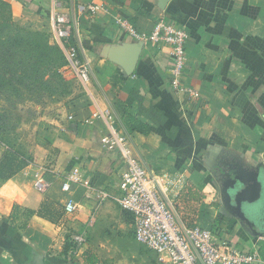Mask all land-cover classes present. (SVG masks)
Wrapping results in <instances>:
<instances>
[{
    "label": "crops",
    "instance_id": "0c3cea01",
    "mask_svg": "<svg viewBox=\"0 0 264 264\" xmlns=\"http://www.w3.org/2000/svg\"><path fill=\"white\" fill-rule=\"evenodd\" d=\"M4 1L16 23L54 41L49 0ZM64 8L91 79L66 111L44 116V143L29 165L0 179V187L13 181L19 189L0 196V264L142 263L137 251L126 255V244L108 236L109 228L124 233L128 218L135 232L131 213L113 200L99 203L81 182L62 189L64 175L75 168L91 186L118 192L124 161L118 148L101 142L112 133L127 137L134 155L162 177L161 189L183 225L217 229L239 248L260 246L264 255V224L250 225L228 210L220 179L228 168L264 178V0H66ZM120 15L140 30L165 19L188 31L183 82L194 94L174 89L171 48L137 43L116 23ZM99 109L112 119L94 117ZM4 151L0 143V160ZM41 166L57 178L45 193L34 187ZM72 198L78 208L67 215ZM46 200L63 208L58 222L24 215ZM74 226H86L78 232L88 238L81 253L67 242ZM145 247L155 264H169L166 254Z\"/></svg>",
    "mask_w": 264,
    "mask_h": 264
},
{
    "label": "built area",
    "instance_id": "2783aa9c",
    "mask_svg": "<svg viewBox=\"0 0 264 264\" xmlns=\"http://www.w3.org/2000/svg\"><path fill=\"white\" fill-rule=\"evenodd\" d=\"M66 0H49L52 9L54 40L63 48L68 60L65 69L69 67L76 76L87 85L91 79L88 61L80 58L76 43V25L68 11L65 10ZM89 9L96 11L98 5L91 4ZM116 23L142 45L165 44L171 48L173 58L172 85L177 92L194 91L183 82V72L186 63L188 31L176 24L161 19L151 30L138 29L130 19L118 16ZM94 117L112 119L109 110L99 109ZM104 146L120 150L124 161L117 193H111L104 188L91 186L78 169H72L64 175L62 189L71 191L74 184L83 183L94 190L99 203L107 200L115 201L123 210L131 213L135 219L136 240L157 252L166 254L169 264H264V255L260 246L253 250L239 248L233 241L220 237L217 229L183 225L170 207L166 195L161 189L160 175L152 173L144 162L130 149L128 139L115 133L101 138ZM48 167L41 166L34 173V187L40 193H45L57 179L47 177ZM78 203L73 198L65 205L67 215L76 212ZM72 253L77 252L85 241L84 234L72 235Z\"/></svg>",
    "mask_w": 264,
    "mask_h": 264
},
{
    "label": "trees",
    "instance_id": "16d2710c",
    "mask_svg": "<svg viewBox=\"0 0 264 264\" xmlns=\"http://www.w3.org/2000/svg\"><path fill=\"white\" fill-rule=\"evenodd\" d=\"M76 43L75 37L70 38ZM81 58V55H80ZM68 64L63 48L52 35L46 32L23 27L13 20L10 5L0 0V94L11 101L19 96L39 92L43 97L68 96V80L65 66ZM13 128L10 119L0 114V132ZM3 140V139H2ZM0 143L5 147L0 160V179L11 178L32 161L33 156L10 142ZM15 206L12 219L17 217ZM24 215L30 218L39 215L49 221L58 222L64 215L63 208L46 200L38 210L25 209ZM69 248L73 247L70 240Z\"/></svg>",
    "mask_w": 264,
    "mask_h": 264
},
{
    "label": "rangeland",
    "instance_id": "374dc122",
    "mask_svg": "<svg viewBox=\"0 0 264 264\" xmlns=\"http://www.w3.org/2000/svg\"><path fill=\"white\" fill-rule=\"evenodd\" d=\"M67 70L70 72L68 73ZM65 78L68 80V86L70 85L68 87L70 91L67 94L68 96H56L53 98L50 96L43 97L39 92L34 95L24 93L19 96L13 95L11 101H7L8 98L0 94V114L6 116L8 120L10 119V125L12 124L13 126L10 131L0 132V139L7 142L11 141L13 145L26 151L31 156L35 155L38 144L43 145L44 143V129L49 125L48 120H45L44 116L50 118L66 111L69 107V102L78 96L82 90L81 88H83L82 81L76 76L72 68L65 69ZM3 140L2 142L6 143ZM46 147L49 150V144H46ZM22 219L24 221L25 218ZM126 222L128 226L123 230L124 233L120 235L115 232L116 229L109 228L108 236L110 237V242H122L126 244V255L137 251L143 258L141 264H155V258H153L154 256L151 251L136 241L134 222L129 218ZM86 226H83V228L74 226L69 230L68 235L78 234V232L86 229ZM258 226L263 227L262 223H259ZM68 241L70 243L69 239ZM87 242L88 238H85L77 253H81L84 247H86ZM113 250H116V248ZM116 251L118 254L120 253L118 250ZM130 261L133 260L130 259Z\"/></svg>",
    "mask_w": 264,
    "mask_h": 264
},
{
    "label": "water",
    "instance_id": "95a60500",
    "mask_svg": "<svg viewBox=\"0 0 264 264\" xmlns=\"http://www.w3.org/2000/svg\"><path fill=\"white\" fill-rule=\"evenodd\" d=\"M228 175L230 176L231 185H225L223 188L225 204L230 205V190L234 188L233 199L242 215L245 214L243 210L245 204L250 205L249 211L252 215H255L258 210L256 203L262 202L264 204V178L259 172L249 173L244 168L237 169L233 177L230 174ZM261 223L263 225L264 220ZM41 264H44L43 261H41Z\"/></svg>",
    "mask_w": 264,
    "mask_h": 264
},
{
    "label": "flooded vegetation",
    "instance_id": "af4514ba",
    "mask_svg": "<svg viewBox=\"0 0 264 264\" xmlns=\"http://www.w3.org/2000/svg\"><path fill=\"white\" fill-rule=\"evenodd\" d=\"M236 171V169H232L230 170L229 168L226 169V172L223 174H220V179L223 183V188L225 185L229 186L231 185L230 183V176L228 174H230L232 177L234 174V172ZM233 186V185H232ZM231 193V198H230V205H227L228 210L234 214L236 217H239L240 219H242L243 221H245L246 223L250 224V225H255L258 228H260L259 223H261L264 220V204L262 202L256 203V207H257V213L255 215H252L250 213V205L247 206L245 204L243 210L245 212L244 215H242V213L239 211V209L236 206V203L234 202L233 199V193H234V188H232V190H230Z\"/></svg>",
    "mask_w": 264,
    "mask_h": 264
},
{
    "label": "clouds",
    "instance_id": "9594fccd",
    "mask_svg": "<svg viewBox=\"0 0 264 264\" xmlns=\"http://www.w3.org/2000/svg\"><path fill=\"white\" fill-rule=\"evenodd\" d=\"M18 191L19 189L15 186L13 181H9L7 184L3 185V187H0V196L11 197Z\"/></svg>",
    "mask_w": 264,
    "mask_h": 264
}]
</instances>
